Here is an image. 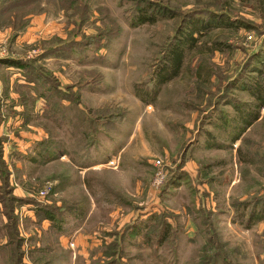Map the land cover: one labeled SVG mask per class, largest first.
<instances>
[{
	"label": "rangeland",
	"instance_id": "374dc122",
	"mask_svg": "<svg viewBox=\"0 0 264 264\" xmlns=\"http://www.w3.org/2000/svg\"><path fill=\"white\" fill-rule=\"evenodd\" d=\"M36 16L40 37L17 41ZM5 69L34 84L0 95V123L24 106L36 127L0 131V264H264V104L247 90L264 91V0H0Z\"/></svg>",
	"mask_w": 264,
	"mask_h": 264
},
{
	"label": "trees",
	"instance_id": "16d2710c",
	"mask_svg": "<svg viewBox=\"0 0 264 264\" xmlns=\"http://www.w3.org/2000/svg\"><path fill=\"white\" fill-rule=\"evenodd\" d=\"M149 18H150L149 16L143 15V17H140V23L151 21V19ZM205 25L207 24H205V21L203 19L197 18L193 20H188L187 24L184 25V28L179 27V29L176 32L177 40H175L174 41L175 43L173 42L168 48L163 65H161L156 72L155 80H154L155 89L156 88L158 89L162 84L178 76L182 68L185 50L191 48L194 44L197 43L199 35H201L204 28H206L204 27ZM1 62L10 63L4 61ZM247 90L249 92L250 91L253 92L257 100H260L261 103L264 104V91H263V86L261 84H253L250 87L248 86ZM153 94H156V90H154ZM142 98L144 99V97ZM143 101L149 102V100L147 99H144ZM248 112L249 111H246V113L242 114V116H244L242 118V122H245L246 125L250 124L249 123L250 120H248L249 118L252 117V119L254 120L258 118L257 113L249 117ZM256 214L257 213H253L250 219H255L256 216H258ZM45 216L50 220L53 219V215L47 210L45 211ZM258 218L259 216L257 217V219Z\"/></svg>",
	"mask_w": 264,
	"mask_h": 264
},
{
	"label": "crops",
	"instance_id": "0c3cea01",
	"mask_svg": "<svg viewBox=\"0 0 264 264\" xmlns=\"http://www.w3.org/2000/svg\"><path fill=\"white\" fill-rule=\"evenodd\" d=\"M43 16H36L32 19L31 21V26L29 27V29L25 32V35L20 36L18 39H16L17 41L19 40L20 42H23V40L26 39V42H30L34 37L35 39L37 38L38 34H41L44 29L45 26L42 25ZM47 32V31H46ZM36 33V34H33ZM1 35L3 37L8 36L9 35V30H2ZM40 37V35L38 36V38ZM42 37V36H41ZM7 38V37H6ZM15 40V41H16ZM7 64V63H6ZM8 68V67H6ZM62 68H64V66H62ZM7 71V74L5 76V78H2L3 80H1L0 78V95L3 94L5 96H9V99H20V100H24V95L25 93L29 92L32 93L33 91H31V85L34 84V82H26L24 79H21L19 77H17L15 72H10L8 71V69H5ZM60 78H61V83H69V85L73 84L71 83V81H68V79L63 77V74L60 73ZM63 79V81H62ZM67 83V84H68ZM17 88V89H15ZM72 90H74L72 88ZM25 92V93H24ZM24 106H16L15 107V112H13V114H8L4 121L0 123V131L2 126H5V129L8 128V125L11 128L14 127H18V125H16V123H19V128L20 131L19 133H24L25 135L29 134V126L32 127H36L35 125L31 124L30 122L26 121V120H20L17 121V117L20 116L22 114V112H24ZM13 116H15V118H13ZM30 136V134L28 135ZM99 165V164H97Z\"/></svg>",
	"mask_w": 264,
	"mask_h": 264
},
{
	"label": "built area",
	"instance_id": "2783aa9c",
	"mask_svg": "<svg viewBox=\"0 0 264 264\" xmlns=\"http://www.w3.org/2000/svg\"><path fill=\"white\" fill-rule=\"evenodd\" d=\"M44 192H45V191L42 190L40 193L43 194Z\"/></svg>",
	"mask_w": 264,
	"mask_h": 264
}]
</instances>
